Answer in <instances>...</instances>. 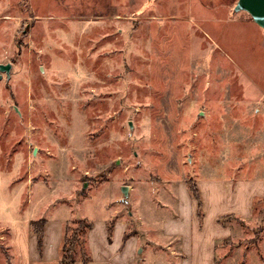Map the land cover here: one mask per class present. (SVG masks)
Returning <instances> with one entry per match:
<instances>
[{"label":"rangeland","instance_id":"374dc122","mask_svg":"<svg viewBox=\"0 0 264 264\" xmlns=\"http://www.w3.org/2000/svg\"><path fill=\"white\" fill-rule=\"evenodd\" d=\"M236 2L0 0V264H26L34 221L114 207L160 237L144 264H188L189 198L198 234L227 233L217 264H262L264 31Z\"/></svg>","mask_w":264,"mask_h":264},{"label":"crops","instance_id":"0c3cea01","mask_svg":"<svg viewBox=\"0 0 264 264\" xmlns=\"http://www.w3.org/2000/svg\"><path fill=\"white\" fill-rule=\"evenodd\" d=\"M189 199V203L185 201L181 205L182 211L186 214L183 213L182 218H179L181 220L176 224L183 232H177L176 236H173L174 239L184 241L178 250L187 256L184 259L188 261V264H217L215 259L216 241L226 236L227 233L224 235H215L208 232H204L201 235L198 234L194 224L191 226L189 221L191 219L190 213L195 211L194 201L191 198ZM115 212L116 209L114 207L109 212L108 217H104L101 222L92 221L93 224L89 229L87 245V252L91 257L88 264H139L140 261L144 264L145 257H142L141 253H145L152 248L160 249L155 244L156 241H161L160 237L154 236L149 230H146V232L137 231L138 233L136 232L135 235H127L128 223L126 218L119 217L115 221L114 219L117 217ZM128 213L130 214V212ZM83 218L85 217L83 216ZM193 220L192 216V223ZM109 221L112 223L110 224ZM204 228H207L206 222ZM220 228L223 229L224 227L220 226ZM65 229L66 219H46L43 224L41 242H39L37 232L33 231L31 233L30 245L25 252L26 264H60L66 233ZM166 234L170 235L169 233ZM162 242H165V240ZM145 243L147 244L146 246L144 245ZM261 250L264 252L263 247H261ZM259 262L264 264L261 256H259ZM75 264L85 263L82 259H78ZM156 264L166 263L160 260Z\"/></svg>","mask_w":264,"mask_h":264},{"label":"trees","instance_id":"16d2710c","mask_svg":"<svg viewBox=\"0 0 264 264\" xmlns=\"http://www.w3.org/2000/svg\"><path fill=\"white\" fill-rule=\"evenodd\" d=\"M191 189L193 192V195L200 201L201 198L199 196V192L197 189L196 184L191 185ZM85 218H82L79 220L78 225L75 227H66V233H65V239H64V244H63V253L60 259V264H75L76 261L79 258V255L77 254V249L76 247L80 245L81 247V252H80V258L83 260L85 264H88L90 261L91 257L90 255L84 250L83 246V241L82 240V232L86 233L91 227H92V222L91 221H85ZM41 222L40 227L36 228V223ZM45 221L43 220H36L33 222V225L35 227V232L38 233L39 237V242L42 241V236H43V224ZM111 230V228H110Z\"/></svg>","mask_w":264,"mask_h":264},{"label":"water","instance_id":"95a60500","mask_svg":"<svg viewBox=\"0 0 264 264\" xmlns=\"http://www.w3.org/2000/svg\"><path fill=\"white\" fill-rule=\"evenodd\" d=\"M245 10L252 19L263 29L264 31V0H237L235 11ZM11 64H0V70L10 71ZM130 185H123L122 192L125 197L130 195Z\"/></svg>","mask_w":264,"mask_h":264}]
</instances>
